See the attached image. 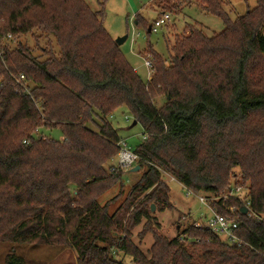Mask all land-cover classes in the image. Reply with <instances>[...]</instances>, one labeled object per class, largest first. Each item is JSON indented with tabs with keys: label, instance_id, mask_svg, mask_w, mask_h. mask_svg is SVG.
Here are the masks:
<instances>
[{
	"label": "trees",
	"instance_id": "trees-1",
	"mask_svg": "<svg viewBox=\"0 0 264 264\" xmlns=\"http://www.w3.org/2000/svg\"><path fill=\"white\" fill-rule=\"evenodd\" d=\"M105 1L93 11L84 0H0V243L69 248L78 264H124L118 255L132 264H264V0L233 21L219 0H192L223 30L186 28L167 41L165 59L148 46L155 63L146 82L105 31ZM158 1L175 15L183 6ZM138 15L135 25L151 33ZM29 34L49 42L46 58L20 43L9 49V39ZM20 74L29 95L14 82ZM120 109L145 136L131 148L143 173L110 213L98 199L125 173L109 166L122 140L109 119ZM167 175L214 198L243 185L249 214L235 234L246 245L193 225L161 235L150 213L171 207ZM212 205L221 214L241 207L236 198ZM143 220L137 237L152 235L149 257L132 241ZM4 264L26 263L10 249Z\"/></svg>",
	"mask_w": 264,
	"mask_h": 264
},
{
	"label": "rangeland",
	"instance_id": "rangeland-1",
	"mask_svg": "<svg viewBox=\"0 0 264 264\" xmlns=\"http://www.w3.org/2000/svg\"><path fill=\"white\" fill-rule=\"evenodd\" d=\"M93 11L100 9L98 0H84ZM163 1V0H162ZM225 12H229L230 19L243 16L247 11L256 7L257 0H219ZM175 2V0L171 1ZM182 9L178 14L169 13L165 5L160 4L158 0H106L104 5L103 27L114 42L123 36H127V40L119 46V50L136 71L142 81L148 79V69L144 66V61L151 64V72L149 77L153 76V67L155 57L152 54L154 51L160 57L165 59L168 55V40L172 41L173 37L178 35H188L186 28L200 30L203 34L213 36L223 30L221 21L213 16L206 15L194 6L192 0H183ZM139 13L138 18H143L147 25L158 18L165 12L170 14V20L166 26L160 28L157 33H147L145 28L137 27L134 23L133 16ZM138 35V36H137ZM10 41V42H9ZM26 45L34 51V55L41 58L42 47L46 48L49 42L44 39L34 40L32 34L20 37L18 39H9L8 47L10 50L18 48V44ZM148 46L152 48L149 49ZM42 61V60H41ZM259 68L264 70V58L259 61ZM165 99H158L156 107L160 108L164 105ZM127 117L128 121L124 118ZM112 125L117 128L119 137L124 140L127 145L135 149L142 143V129L140 125H133V121L126 110L120 109L114 112L112 119H109ZM42 138H51L56 141L62 139V135L58 130H40L36 133ZM110 165H115L112 161ZM109 166H105L107 169ZM109 172V171H108ZM143 173L125 171L121 182H116L112 188L105 191L98 199L99 205L108 203L109 212H114L122 201L127 197L131 188L136 184ZM165 177V176H164ZM168 175L164 182L169 187V201L171 207L163 212L154 209L150 213L153 219V224H158L159 233L167 239H174L186 227L194 223H204L206 218L210 216V212L206 207L200 205L198 201L191 197L186 199L184 192L178 182L170 181ZM232 181L241 184L242 180L237 174ZM243 186V185H242ZM73 188L71 187V192ZM139 199L138 201H140ZM145 225L143 220L141 225L136 227L132 232V241L138 246L146 257H149V249L153 243L151 234H146L142 240H139L137 235ZM222 241V240H221ZM225 243L224 241H222ZM13 249L17 256L24 259L26 264H78L77 256L74 250L55 245H40V244H1L0 243V264H4L5 256ZM117 261H123L124 264H132L131 260L124 258L121 255L116 256Z\"/></svg>",
	"mask_w": 264,
	"mask_h": 264
},
{
	"label": "built area",
	"instance_id": "built-area-1",
	"mask_svg": "<svg viewBox=\"0 0 264 264\" xmlns=\"http://www.w3.org/2000/svg\"><path fill=\"white\" fill-rule=\"evenodd\" d=\"M169 20H170V16L168 14L160 15L152 22L151 33H157L160 28L164 27L169 22ZM144 66L146 69H148L147 81H149L151 64L147 61H144ZM14 82L19 88L23 90L24 94L29 95V90H27V88L25 87V77L22 74L14 78ZM124 120L128 121L127 117H125ZM144 140H145V136L142 135V141ZM116 146L118 153L114 158V160H112L115 163V165H112L113 168H120L124 171H129L132 170L135 166H137L138 161H140V157L127 145V143L124 140H120L119 142H117ZM173 180H174L173 178H170V181ZM180 186L184 192V197L186 199L191 197L195 198L200 205L206 207V209L210 212V216L206 218L204 223H194L193 224L194 227L196 228L202 227L207 229L208 231L213 233L216 237H218L220 240L224 241L226 244L228 243V244L237 245V247L246 245L235 234V232L239 228V215L241 214L240 211L241 208H246L247 209L246 214H249L248 204L247 202H245V199L243 198L246 192L242 186L233 187L226 194L218 198L210 197L203 194H196L193 191L183 187L181 184ZM231 198L238 199L239 202L241 203V207L226 208L227 209L226 214L218 213L214 209V206L212 205L213 202L220 200L226 201ZM257 219L260 221L264 220V215L257 217Z\"/></svg>",
	"mask_w": 264,
	"mask_h": 264
},
{
	"label": "water",
	"instance_id": "water-1",
	"mask_svg": "<svg viewBox=\"0 0 264 264\" xmlns=\"http://www.w3.org/2000/svg\"><path fill=\"white\" fill-rule=\"evenodd\" d=\"M127 40V36H123L121 38H118L116 41H115V44L119 47L121 46L125 41ZM133 125H135V122L133 123ZM139 171V167L138 166H135L131 172L133 173H137ZM154 211V206H151V212ZM241 214L245 215L247 213V209L246 208H241Z\"/></svg>",
	"mask_w": 264,
	"mask_h": 264
},
{
	"label": "crops",
	"instance_id": "crops-1",
	"mask_svg": "<svg viewBox=\"0 0 264 264\" xmlns=\"http://www.w3.org/2000/svg\"><path fill=\"white\" fill-rule=\"evenodd\" d=\"M136 14H139V13L137 12ZM136 14H135V15H136ZM135 15L133 16V20H134ZM134 23H135V21H134ZM135 24H136V23H135Z\"/></svg>",
	"mask_w": 264,
	"mask_h": 264
}]
</instances>
